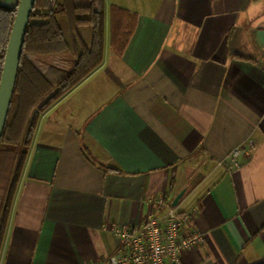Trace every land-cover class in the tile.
<instances>
[{"label":"crops","instance_id":"obj_1","mask_svg":"<svg viewBox=\"0 0 264 264\" xmlns=\"http://www.w3.org/2000/svg\"><path fill=\"white\" fill-rule=\"evenodd\" d=\"M104 1L135 32L122 56L106 34L102 65L41 114L0 264H97L112 227L194 178L175 209L204 242L183 264H263L264 0Z\"/></svg>","mask_w":264,"mask_h":264},{"label":"trees","instance_id":"obj_2","mask_svg":"<svg viewBox=\"0 0 264 264\" xmlns=\"http://www.w3.org/2000/svg\"><path fill=\"white\" fill-rule=\"evenodd\" d=\"M18 1L12 6L0 3V77ZM59 14L66 15L79 46L74 38L69 42L64 37L57 21ZM137 22V14L111 5L107 23L104 0H36L0 141V253L10 208L41 114L102 65L106 34L110 50L122 56ZM84 26L91 28L89 43L78 32Z\"/></svg>","mask_w":264,"mask_h":264},{"label":"built area","instance_id":"obj_3","mask_svg":"<svg viewBox=\"0 0 264 264\" xmlns=\"http://www.w3.org/2000/svg\"><path fill=\"white\" fill-rule=\"evenodd\" d=\"M244 150H233L231 165H240L238 157ZM153 206L144 223L111 228L121 245L97 264H183L184 254L204 242L203 233L191 227V213L176 211L164 194L157 196Z\"/></svg>","mask_w":264,"mask_h":264},{"label":"water","instance_id":"obj_4","mask_svg":"<svg viewBox=\"0 0 264 264\" xmlns=\"http://www.w3.org/2000/svg\"><path fill=\"white\" fill-rule=\"evenodd\" d=\"M36 0H19L12 30L8 40L5 60L0 77V141L7 120L14 88L16 84L18 68L21 60L27 27ZM194 178L187 187L183 188L174 198L172 206H176L185 193L194 186Z\"/></svg>","mask_w":264,"mask_h":264},{"label":"rangeland","instance_id":"obj_5","mask_svg":"<svg viewBox=\"0 0 264 264\" xmlns=\"http://www.w3.org/2000/svg\"><path fill=\"white\" fill-rule=\"evenodd\" d=\"M57 21H58L59 25L61 26L62 31L64 33V37L67 39V41L71 42V40L74 38L75 42L77 43V46H79V43H80L79 39H78L76 33L73 32L74 36L72 35V31L70 29L69 22H68L66 15L65 14H59L57 16ZM78 32H79L80 37L86 43H89L90 35H91L90 26L79 27Z\"/></svg>","mask_w":264,"mask_h":264}]
</instances>
